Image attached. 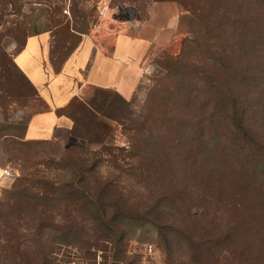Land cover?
Here are the masks:
<instances>
[{
  "label": "trees",
  "instance_id": "16d2710c",
  "mask_svg": "<svg viewBox=\"0 0 264 264\" xmlns=\"http://www.w3.org/2000/svg\"><path fill=\"white\" fill-rule=\"evenodd\" d=\"M176 1L204 24L205 32L200 41L184 38L179 54L163 58L141 107L144 115L128 124L143 133L147 146L136 152L140 142H132V150L111 142L113 130L102 116H113L97 100L75 96L58 109L74 119V136L77 114L88 119L90 132L102 136L96 140L100 147L80 148L83 155L78 152L61 164L71 171L66 186L23 176L0 198V264H61L44 235L75 242L79 222L86 220L95 222L94 232H87L89 247L124 240L128 224L131 229L152 224L171 252L175 245L186 251L189 264L212 259L215 264H264V0ZM28 140L26 130L24 135L0 133V148L10 143L22 154ZM109 160L115 171L127 167L131 175L150 179L169 171V178L151 190L143 206L119 204L120 197L127 201V193L119 190L116 212L100 173ZM66 201L63 216L58 207ZM28 241L30 250L25 249Z\"/></svg>",
  "mask_w": 264,
  "mask_h": 264
},
{
  "label": "rangeland",
  "instance_id": "374dc122",
  "mask_svg": "<svg viewBox=\"0 0 264 264\" xmlns=\"http://www.w3.org/2000/svg\"><path fill=\"white\" fill-rule=\"evenodd\" d=\"M161 3L179 8L176 35L167 47L150 57L134 93L127 97L129 103L118 97L117 91L104 88L93 89L87 98L90 101L97 100L106 114L113 116H102L113 130L110 141L126 150H132V142H140L136 152L140 147L145 148L147 142L142 140L143 133L127 127L144 115L141 107L156 84L163 58L179 54L186 37L200 41L205 32L204 24L176 0H0V133L24 135L30 118L50 107L48 100L16 62V55L29 35L43 32L48 34L50 60L54 70L58 72L84 38H100L107 33L110 38L131 23L138 25L147 19L151 7ZM165 15L166 11L160 12L162 21H165ZM77 116L79 124L76 136L28 140L21 146L22 154L17 145L15 147L10 143H7L6 149L0 148V198H6L8 190L18 184L23 176L58 180L61 181L60 186L70 179V169L61 164L70 156H77L78 152L83 155L80 148L98 149L100 145L96 140L102 138L97 133L90 132L88 119L82 118L80 113ZM71 146L76 149L70 150ZM129 161L132 160L128 158L127 162ZM111 164L110 160L105 161L100 173L110 186L112 198L107 197L108 203H111L116 212L119 211L116 206L119 190L127 193V201L120 197L119 204L135 203L143 206L148 202L151 190L164 186L163 178L165 181L169 178V171L163 172L162 176L152 175L150 179L145 174L131 175L132 170L127 171V167H124L123 172L115 171ZM5 169L11 174H5ZM117 176L119 183H115ZM97 182L96 177L92 178L93 186H97ZM68 202L63 207H58L63 216L66 215ZM170 218L177 220V217ZM166 220L170 221L169 218ZM166 220L164 219L165 222ZM127 222L129 223V219ZM79 223L78 239L74 238L77 243H59L52 240L51 236L44 235L45 240L51 244L50 247L46 246L55 250L61 264H189L184 249L175 245L172 247L174 252H171L162 243L159 229L155 225L134 224V229H131L128 224L124 227V240L115 243L101 240L98 245L89 247L85 245V241H88L86 237L89 236L87 232L90 229L94 232L92 227L95 222L86 220ZM29 245L28 241L25 249L30 250ZM84 248H90L92 253L87 254ZM9 249L7 251L11 253L16 252ZM208 262L215 264L213 259Z\"/></svg>",
  "mask_w": 264,
  "mask_h": 264
},
{
  "label": "crops",
  "instance_id": "0c3cea01",
  "mask_svg": "<svg viewBox=\"0 0 264 264\" xmlns=\"http://www.w3.org/2000/svg\"><path fill=\"white\" fill-rule=\"evenodd\" d=\"M162 10L166 11L165 21L160 18ZM178 16L177 7L167 3L153 5L148 18L138 25L131 23L110 38L109 33L100 38H84L58 72L50 60L48 34L29 35L16 55V62L50 107L32 116L26 137L52 139L72 135L74 119L58 109L75 96L87 99L95 88L112 89L126 98L131 96L150 57L175 37Z\"/></svg>",
  "mask_w": 264,
  "mask_h": 264
},
{
  "label": "built area",
  "instance_id": "2783aa9c",
  "mask_svg": "<svg viewBox=\"0 0 264 264\" xmlns=\"http://www.w3.org/2000/svg\"><path fill=\"white\" fill-rule=\"evenodd\" d=\"M4 173H5V174H11V172H10L8 169H5V170H4Z\"/></svg>",
  "mask_w": 264,
  "mask_h": 264
}]
</instances>
